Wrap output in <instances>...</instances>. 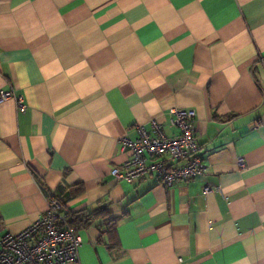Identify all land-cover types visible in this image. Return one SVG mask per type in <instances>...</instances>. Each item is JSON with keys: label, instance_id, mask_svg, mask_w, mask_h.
Wrapping results in <instances>:
<instances>
[{"label": "crops", "instance_id": "obj_1", "mask_svg": "<svg viewBox=\"0 0 264 264\" xmlns=\"http://www.w3.org/2000/svg\"><path fill=\"white\" fill-rule=\"evenodd\" d=\"M9 89L25 108L0 103V236L50 192L68 217L107 208L67 264H264V0H0ZM172 107L195 111L203 174L114 178L139 125L178 134Z\"/></svg>", "mask_w": 264, "mask_h": 264}, {"label": "built area", "instance_id": "obj_2", "mask_svg": "<svg viewBox=\"0 0 264 264\" xmlns=\"http://www.w3.org/2000/svg\"><path fill=\"white\" fill-rule=\"evenodd\" d=\"M7 99H13L18 109L25 108L23 96L11 89L0 92V103ZM169 114L178 134L167 136L160 123L151 121V132L139 125L136 139H121L131 154L121 165L111 168L114 178L132 183L156 175L162 185L169 187L175 181H189L203 174L205 165L194 132L195 111L172 107ZM235 162L240 169L246 167L241 155ZM210 191L205 187L203 193ZM46 201L43 215L16 233L6 231L0 236V264H67L78 260L81 236L69 223L68 215L61 212L58 196L49 192Z\"/></svg>", "mask_w": 264, "mask_h": 264}, {"label": "trees", "instance_id": "obj_3", "mask_svg": "<svg viewBox=\"0 0 264 264\" xmlns=\"http://www.w3.org/2000/svg\"><path fill=\"white\" fill-rule=\"evenodd\" d=\"M82 187H70L69 191L70 193H78L80 192ZM59 198V197H58ZM106 210L107 208L99 205L94 211L92 212H87V211H82L78 213H72L68 217V221L71 224V226L77 231L81 227H86L90 225V223L97 218L100 215H106ZM114 222V219H111L112 223Z\"/></svg>", "mask_w": 264, "mask_h": 264}]
</instances>
